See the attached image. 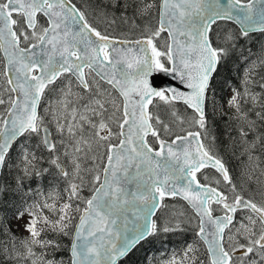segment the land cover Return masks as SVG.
<instances>
[{
    "label": "snow or ice",
    "instance_id": "obj_1",
    "mask_svg": "<svg viewBox=\"0 0 264 264\" xmlns=\"http://www.w3.org/2000/svg\"><path fill=\"white\" fill-rule=\"evenodd\" d=\"M154 11L155 27L131 47H117L107 34L114 26L139 27L136 22L145 24ZM93 13L103 18L104 32L72 0H0L8 92L7 98L0 96V105L6 106L0 112V172L21 189L25 180L47 179L49 169L41 165L48 163L58 170L51 178L66 184L62 195L22 201L16 218L27 217L23 227L28 236L17 241L5 231L2 264H119L149 237L184 232L191 225V217L183 214L170 226L152 219L165 197H182L194 210L198 224L193 232L207 243L208 264H264V203L239 194L229 201L224 192L197 179L210 166L236 192L223 159L201 138L203 133L210 144L216 140L209 117L215 114L217 83L232 92L227 136L233 155L236 150L248 160L264 155V45L253 53L240 44L255 43L257 32L264 36V0H100ZM217 21L234 22L238 31L218 26L212 33ZM164 32L171 43L161 51L154 40ZM234 55L239 87L228 78L216 80ZM154 73L178 83L158 89L150 82ZM46 89L61 97L56 113L40 110ZM154 98L167 104L183 101L193 110L192 123L199 131L176 135L171 142L161 139L172 129L159 117L160 130L153 126L148 106ZM116 111L121 115L113 133ZM149 135L158 149L148 143ZM113 136L118 143L110 142ZM100 142L107 143L102 175L92 173L85 183L90 170L81 161ZM57 151L71 166V175ZM85 189L88 197L81 195ZM213 204L222 215H213ZM238 211L246 214L237 219ZM197 251L194 240L180 259L173 255L165 264H197Z\"/></svg>",
    "mask_w": 264,
    "mask_h": 264
},
{
    "label": "trees",
    "instance_id": "obj_2",
    "mask_svg": "<svg viewBox=\"0 0 264 264\" xmlns=\"http://www.w3.org/2000/svg\"><path fill=\"white\" fill-rule=\"evenodd\" d=\"M74 1L77 3L76 0ZM83 1L92 11L95 5L100 2V0H83ZM79 3L80 5L78 3L77 4L79 7H81L82 3L81 2ZM88 8H86L85 6L81 7V9L85 11L86 16L92 22V24L98 27L99 29L100 28L99 25L95 24V22H93L94 20L89 15ZM157 20H158V13L154 11L152 15V19L149 21H145V24L149 27L151 26L155 27L156 25L155 22H157ZM136 23L139 25V27L119 25V26H114L112 28H107V33L113 35L112 32L115 31L113 36L122 35V37L125 38L142 37L139 34L141 33L142 29L145 27V24H140V21H137ZM218 26L219 29L221 30L224 28H231L233 29V31H238V26L233 22L218 21L217 24H214L212 26V33L217 32ZM116 32H118L119 34H117ZM163 36L165 37L166 48H167L169 44L168 35L166 32H164ZM254 40L255 43L252 42L246 43L245 41L241 40L240 44L242 47H250L253 53H257L259 47L263 45L264 36H262L259 33H255ZM155 41L157 48L165 49L161 45L159 39L156 38ZM0 54L2 60L0 61V67L5 68V61L1 53V49H0ZM236 65L237 62H236V57L234 55L231 58V60L228 62L227 67L220 70V75L216 77V80L222 81L225 78H228L230 79L232 85L239 87L240 75L236 71ZM243 67H244L243 63H239V68L243 69ZM229 68H231V71L228 70ZM214 88H215V95L212 98V100L214 101L212 107L215 108V114L210 116L209 119L213 128L212 134L216 137V140L214 143L210 144L209 143L210 138H204L202 133L204 143L213 154L223 159L226 167L230 172V176L232 177V183L245 184L246 187L243 188L242 191L243 193L241 194H243L245 197L249 199H252L253 202L257 204H262L264 203V187L262 186V178H264V155H261L260 153L256 154V161H257L256 164L252 160L249 161L248 159H246V157L239 150H236L235 154L233 155V149L228 144V136H227V132L230 130V126L233 123L230 118L232 114L227 108V101L231 90L228 88H221L218 83L214 85ZM162 104L163 101L156 100L155 104H153L151 108V112L153 116L152 121L155 124H156L155 117H159V119L163 121V123L166 119H168L167 118L168 113L162 107ZM167 105L169 107L174 106L188 113L190 119H192L194 116L193 110L189 109L185 104L173 102L172 104H167ZM160 128L161 126L159 125L158 129L160 130ZM192 128L193 130H199L195 125H193ZM163 134L164 133L162 132L161 135ZM178 134H179L178 132H173L169 135H166V137L172 138L173 136H176ZM153 141L155 142L154 145L157 146L158 144L155 141V138L154 140L152 139L150 141L152 145H153ZM45 155L48 154L45 153ZM104 162L106 161L104 160ZM103 165L104 163L102 164V168ZM41 167L49 169V172L45 174L48 178L44 180H40L39 182H37L35 179L25 180L24 187L26 186V189H28L27 190L28 195L25 193V191L24 194H22L23 188L18 189L16 187L15 182L12 181L10 178L6 179L5 173H2L0 179V185H2L6 190L0 191V218L1 217L9 218L12 214L16 213L17 208L23 207L22 201H24L25 203H33V201H38L43 199L44 195L49 193L50 185H51L50 178L52 176L58 175L57 174L58 170L56 168L53 169V166L50 167L48 163L42 164ZM206 170H211V169H206ZM60 187L63 190L66 187V185L61 184ZM29 188L37 189L38 191H29ZM223 191L227 194L226 189ZM177 203H181L182 205H185L184 201L179 198L164 200V203L159 213L156 216V222L158 225L163 224V220H162L163 215L169 210L171 204L175 205ZM83 207L84 204L82 203V206H80V208L82 209ZM189 210L191 211L192 209L189 208ZM78 216L79 214L76 215V219L73 220V224L77 222ZM193 228H195V226H188L184 232H169V233L160 232L155 236H151L146 241L138 245L135 249H133V251L127 257H125L122 261L119 262V264H163L172 257L171 254L173 253H175L177 255L176 256L177 259H179L181 257V253L185 249V245L190 242H193V240H195L196 243L198 242L200 244V247L198 246V251L196 255H199L200 257L203 256L206 262L208 263V257L210 256L209 253L207 252V247L202 240H200L198 237L194 235ZM0 241H5L4 226L1 224V222H0ZM64 242L67 243L68 241L65 240ZM0 248H2V245H0ZM200 261L201 260L197 259V264H199ZM2 262H3V256L0 255V264H2Z\"/></svg>",
    "mask_w": 264,
    "mask_h": 264
},
{
    "label": "rangeland",
    "instance_id": "obj_3",
    "mask_svg": "<svg viewBox=\"0 0 264 264\" xmlns=\"http://www.w3.org/2000/svg\"><path fill=\"white\" fill-rule=\"evenodd\" d=\"M76 1L79 5H80L79 2H81L83 6L88 8V6L86 5V3L83 0H76ZM88 13L92 17V19L94 20L93 22H95V24L99 25V27L101 28V31L104 32L106 30L105 29L106 25L103 21V18L96 17L90 8H88ZM156 23L157 22H155V24ZM153 28H154L153 26H151V27L147 26L146 28L144 27L139 35L148 36L151 33ZM112 33L114 35L115 31H113ZM116 33L119 34L118 32H116ZM107 34L111 35L109 33H107ZM117 36H122V35H117ZM157 39L160 40L161 45L166 49V42H165V37L163 36V33H161V36L158 37ZM263 45H264V42H263ZM165 49H160V50L165 51ZM0 61H2L1 60V54H0ZM4 71H5V68L0 67V96H4L5 98H7L8 92L5 90V89H7V84L5 82L6 78L3 75ZM57 84H60V82ZM54 87H55V85L51 86L50 88H54ZM12 95L14 96V94H12ZM231 95H232V92L230 91L229 97ZM60 99H61V97H60L58 92H53L50 95L49 90H48L44 94L43 100H42L41 105H40L41 112L42 113H44V112L56 113L59 109V103L58 102L60 101ZM121 103H122L121 99L117 98L116 105L119 106V105H121ZM162 107L168 113V117H167L168 119H166L164 121V124L168 125L172 129L171 132H168V133L163 132L164 134L161 135V137L163 139H172L174 136L172 138H167L166 135H169L173 132H178L179 134H181V133H185V132H188L190 130H193L192 127L194 124L192 123V119H190V116L188 113H186V112L182 111L181 109L176 108L174 106L169 107L167 105V103H165L164 101H163ZM5 111H6V106L0 105V112H5ZM120 115H121V113L119 111L114 112V114L112 115L113 123L110 124V127L112 128L113 133H116L118 130L115 121H117L120 118ZM155 125L157 127V123ZM158 127H159V125H158ZM85 135H86V137L90 136V133H88L86 130ZM54 136H55V132H54ZM55 142L57 143V145L59 147L60 141H59L58 137L55 139ZM110 142L111 143H117L118 138L116 136H113L110 138ZM31 143H35V141H32ZM65 143H67V140H65ZM106 149H107V143L106 142H100L99 147H97L96 144H93V150L89 153L88 158L81 161L82 167H87L90 170L89 176H85V183H87V181L90 178V175L92 173L98 172L102 175V164L104 163V160L106 157ZM56 155L59 156L62 161H65L67 170L69 171V174L71 175L72 174V168L70 165L67 164L65 156L61 153V151H57ZM249 161H251V160H249ZM252 161L255 164L257 163L256 158ZM53 169H55L54 166H53ZM57 174H58V172H57ZM56 176H58V175H56ZM201 176H202L203 181L211 183V184L217 186L218 188H220L221 190L226 189L227 194L229 196V200H232V197L234 194L240 195L241 193H243L242 192L243 188L246 187L245 184L234 183L236 185V192L233 193L231 187L227 184V182H225L223 180L222 176H220L218 173H216L213 169L206 170L205 172H203L201 174ZM50 181H51V185H50L49 193H51L54 196L62 195L63 190L61 189L60 185L65 184L64 181L60 180V179L53 180L52 178H50ZM72 182H78V181L73 180ZM262 186L264 187V178H262ZM27 190L28 189H26V186L23 187L22 194H24V191H25V193L28 195ZM89 193H90L89 190L85 189L81 195L83 197H88ZM48 194L44 195V198ZM27 204H31V203H27ZM184 204L185 205H182L181 203H177L175 205L171 204L169 210L163 215V218H162L163 224L165 226H170L172 223H174L175 222L174 217L177 214H183V216H185V217H191V225L190 226H196V224H198V220L196 219L195 213L192 210L191 211L189 210V208H190L189 206L187 208L186 202H184ZM80 206H82V202L80 203ZM216 212L222 213L219 211L217 206H216ZM244 214H246V213L239 212L237 219H239L241 217V215H244ZM26 220H27V217H25L23 220H18L16 218V213L12 214L9 218H6V217L0 218V222L4 226V233H5V231H10V233L17 238V241L22 240L28 236V232H26L24 227H23ZM182 227H183V225H182ZM7 240H8V236L5 235V241H7ZM191 243H193V242H190L188 244H191ZM195 246L198 248V246L200 247V244L198 242L197 243L195 242ZM173 255L177 256L175 253L171 254V256H173ZM196 256H197V259L204 261L205 264H208L203 256L202 257H200L199 255H196ZM19 264H23V261H20ZM163 264H165V263H163Z\"/></svg>",
    "mask_w": 264,
    "mask_h": 264
},
{
    "label": "water",
    "instance_id": "obj_4",
    "mask_svg": "<svg viewBox=\"0 0 264 264\" xmlns=\"http://www.w3.org/2000/svg\"><path fill=\"white\" fill-rule=\"evenodd\" d=\"M73 2V1H72ZM74 3V2H73ZM75 4V3H74ZM77 6V5H76ZM78 7V6H77ZM79 8V7H78ZM234 23V22H233ZM213 26V25H212ZM168 34V33H167ZM110 37H112L114 40H116L118 43H117V47H131V46H133V43L132 42H135V41H137V40H141V39H144L146 36H143V37H140V38H121V37H115V36H110ZM121 41H128L129 42V44H122V43H119V42H121ZM171 43V38L169 37V44ZM1 52H2V55H3V57H4V53H3V50L1 49ZM4 60H5V58H4ZM5 68H6V60H5ZM153 76L155 77V79H152L151 77H150V82H152L153 83V86H155V87H157L158 89H160V88H163L165 85H167V84H173V85H175V84H177L178 82H175V81H173L170 77H168V76H166L165 74H163V73H154L153 74ZM14 96H15V93H14ZM155 99H157V98H154L153 99V102H154V100ZM41 100H42V98H41ZM175 102H181V103H184L183 101H175ZM40 103H41V101H40ZM153 104V103H152ZM151 104V105H152ZM151 105H149L148 106V111L150 112V107H151ZM40 107V106H39ZM197 130H191V132H196ZM189 132V131H188ZM183 135H185V134H183ZM183 135H180V136H183ZM150 136V135H149ZM148 136V137H149ZM148 137H147V141H148ZM175 138V137H174ZM173 138V139H174ZM201 138H202V136H201ZM161 139H163V138H161ZM203 139V138H202ZM165 140H167L168 142H171V140H168V139H165ZM149 143V142H148ZM114 144H116V143H114ZM205 144V143H204ZM153 147V146H152ZM192 147L194 148L195 147V141H193L192 142ZM154 148V147H153ZM158 149V148H157ZM213 154V153H212ZM213 155H215V154H213ZM226 166V165H225ZM210 167V166H209ZM210 168H212V167H210ZM214 169V168H213ZM203 169H201V171H202ZM215 170V169H214ZM229 171V170H228ZM220 174V173H219ZM1 175H2V172H0V179H1ZM229 175H230V173H229ZM197 179L199 180V178H198V176H197ZM200 181V180H199ZM200 183L201 184H204V183H202L201 181H200ZM212 187H215V188H217L216 186H214V185H211ZM218 189V188H217ZM219 191H221L220 189H218ZM222 192V191H221ZM241 196H243V195H241ZM245 199H249V198H247V197H245V196H243ZM166 198H174V197H165L164 199H166ZM178 198H180V199H182L183 201H185L182 197H178ZM163 202V201H162ZM162 202H161V205H162ZM186 203H187V201H185ZM255 203V202H254ZM188 204V203H187ZM161 205L159 206V208L156 210V212H155V215L152 217V219H154L155 218V216H156V214L158 213V211H159V209H160V207H161ZM189 205V204H188ZM190 206V205H189ZM194 211V210H193ZM214 216H218V215H222V214H217V215H215V214H213ZM210 238V237H209ZM204 243L206 244V246H207V243L204 241ZM209 255H210V253H209Z\"/></svg>",
    "mask_w": 264,
    "mask_h": 264
},
{
    "label": "flooded vegetation",
    "instance_id": "obj_5",
    "mask_svg": "<svg viewBox=\"0 0 264 264\" xmlns=\"http://www.w3.org/2000/svg\"><path fill=\"white\" fill-rule=\"evenodd\" d=\"M73 1H74V0H73ZM74 2H75V1H74ZM75 3H76V2H75ZM76 4H77V3H76ZM77 5H78V4H77ZM80 8H81V7H80ZM98 30H99V29H98ZM175 103H176V102H175ZM151 114H152V112H151ZM153 125H154L155 128H157V130L159 131L158 127H156V125H155L154 122H153ZM152 139L154 140V138H153L152 136H149V137H148V142L150 143V141H151ZM150 144H151V143H150ZM154 144H155V142L153 141V145H152V144H151V145H152L154 148H158V145L155 146ZM205 169H209V168H204L202 171H200V172L197 173L198 176L200 177V179H202L201 174L205 171ZM202 180H203V179H202ZM226 195H227V194H226ZM258 205H260V204H258ZM238 213H239V211L237 212L236 216H238ZM216 214H222V213H217V212H216Z\"/></svg>",
    "mask_w": 264,
    "mask_h": 264
}]
</instances>
